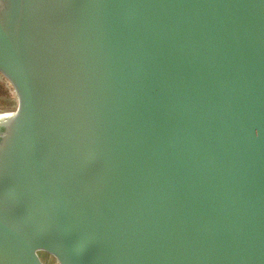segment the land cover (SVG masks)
Wrapping results in <instances>:
<instances>
[{
    "label": "water",
    "instance_id": "water-1",
    "mask_svg": "<svg viewBox=\"0 0 264 264\" xmlns=\"http://www.w3.org/2000/svg\"><path fill=\"white\" fill-rule=\"evenodd\" d=\"M0 264H264V0H0Z\"/></svg>",
    "mask_w": 264,
    "mask_h": 264
},
{
    "label": "rangeland",
    "instance_id": "rangeland-1",
    "mask_svg": "<svg viewBox=\"0 0 264 264\" xmlns=\"http://www.w3.org/2000/svg\"><path fill=\"white\" fill-rule=\"evenodd\" d=\"M12 108L11 96L4 80L0 77V112Z\"/></svg>",
    "mask_w": 264,
    "mask_h": 264
}]
</instances>
